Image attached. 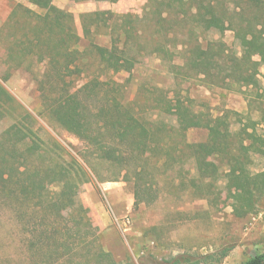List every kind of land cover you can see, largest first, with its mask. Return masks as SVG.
I'll list each match as a JSON object with an SVG mask.
<instances>
[{
  "label": "trees",
  "instance_id": "obj_1",
  "mask_svg": "<svg viewBox=\"0 0 264 264\" xmlns=\"http://www.w3.org/2000/svg\"><path fill=\"white\" fill-rule=\"evenodd\" d=\"M156 1L166 6L177 3L184 15L188 14L185 10L188 3L196 27L204 31L226 29L223 16L211 0ZM249 1L255 7V14L246 28L236 32L239 52L228 50L222 39L204 45L198 36L190 35L181 49L184 66L202 75L204 81L218 86L236 83L245 95H251L259 87V67L264 64V0ZM26 11L33 21L23 43L29 46V56H37L45 65L37 79V90L48 117L84 142V148L78 153L99 181L125 179L133 184L135 207L150 203L151 192H159L158 181L148 164L151 156L161 155L154 153L155 131L124 102L127 81L122 83L112 77L119 72H129L132 76L137 57L126 46L120 47L113 36L110 45H100L89 38L90 25L98 24L108 12L82 14L84 34L90 41L86 49L80 50L77 43L81 35L73 26L72 13L56 5L49 6L44 13L29 8ZM164 13L161 9L155 13L157 24L167 21ZM120 16L123 20L130 17ZM125 20L126 38L139 37L140 31L127 26ZM191 33L195 34L194 29ZM87 57L96 58L97 72H87L84 60ZM84 73H87L86 79L81 82ZM15 102V97L0 82V121L11 114ZM174 109L179 122L208 130L205 141L184 143L194 164L190 185L196 190L210 191L214 183L223 180L237 217L256 210L264 195V107L259 106L257 119L250 115V108L245 115L228 109L221 116L206 120L183 103L177 102ZM30 117L27 113L21 114L0 131V205L9 206L18 219L29 264L66 261L68 264H120L101 246L89 209L78 198L81 172L73 165L81 167L79 162L73 159L71 164L56 157L33 126L23 124L22 120ZM166 155L167 161L170 160V154ZM257 158L262 164L256 163ZM97 160L109 166L105 178L94 164ZM256 165L261 166L255 168ZM51 184L58 185V190L53 191ZM92 246L96 247L92 249ZM85 251L81 259L77 258L76 255ZM229 251L226 247L210 253L194 252L141 261L142 264H222ZM241 264H264V249Z\"/></svg>",
  "mask_w": 264,
  "mask_h": 264
},
{
  "label": "rangeland",
  "instance_id": "obj_2",
  "mask_svg": "<svg viewBox=\"0 0 264 264\" xmlns=\"http://www.w3.org/2000/svg\"><path fill=\"white\" fill-rule=\"evenodd\" d=\"M211 1L225 20L226 29L222 32L196 27L187 1L185 10L188 14L184 15L177 3L166 1L169 4L166 6L156 0H44L40 4L27 0H0V82L16 99L11 114L0 121V131L19 115L27 113L31 119H23V124L33 126L56 157L71 164L73 159L79 162L81 167L73 165L81 172L78 198L89 209L88 215L101 246L120 264H142L143 258L161 260L179 254L210 253L226 247L230 251L222 264H241L264 249V195L256 210L237 217L225 181L214 183L210 191L192 187L190 178L194 176V164L184 143L205 141L208 130L179 122L174 112L175 104L180 102L206 120L221 116L228 109L245 115L249 108L251 110V104L250 115L257 119L259 106L264 107V64L259 67V87L251 95L239 91L236 83L212 85L204 81L202 75L184 66L181 49L183 42L189 41V35L198 36L204 45L222 39L228 50L240 51L236 32L248 26L255 7L249 0ZM51 5L73 14V26L81 35L77 43L80 50L88 47L90 39L100 45H110L113 36L120 47L126 46L137 57L132 76L129 72H119L112 77L122 83L127 81L124 102L155 131L154 153L161 155L151 156L148 164L158 181L159 192H151L153 199L148 204L134 206L133 184L125 179L99 181L78 153L84 148V142L51 120L45 112L37 90V79L43 74L45 65L37 56H29V46L23 42L33 21L26 8L44 13ZM159 9L168 18L161 24H157L155 14ZM92 11L108 13L102 15L98 24L90 25L89 39L84 34L82 14ZM122 14L130 16L124 20L127 26L140 31L139 37L126 38ZM84 60L88 73L97 72L96 58ZM86 75H82L81 82ZM167 153L170 154L168 161ZM94 162L100 176H108V164ZM256 163L262 164V160L257 158ZM51 187L53 191L58 190L56 184ZM106 194L114 198V206ZM18 225L13 210L0 205V264H29ZM85 253L76 256L81 259Z\"/></svg>",
  "mask_w": 264,
  "mask_h": 264
},
{
  "label": "crops",
  "instance_id": "obj_3",
  "mask_svg": "<svg viewBox=\"0 0 264 264\" xmlns=\"http://www.w3.org/2000/svg\"><path fill=\"white\" fill-rule=\"evenodd\" d=\"M107 195V194H106ZM107 199L109 201V203H111V205L114 206V198L111 195H107ZM116 207V206H115Z\"/></svg>",
  "mask_w": 264,
  "mask_h": 264
}]
</instances>
